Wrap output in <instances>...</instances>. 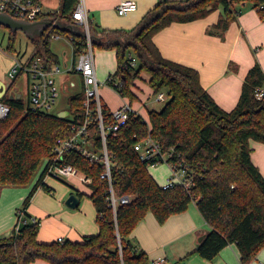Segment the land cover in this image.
<instances>
[{
  "label": "trees",
  "instance_id": "obj_1",
  "mask_svg": "<svg viewBox=\"0 0 264 264\" xmlns=\"http://www.w3.org/2000/svg\"><path fill=\"white\" fill-rule=\"evenodd\" d=\"M77 3L78 0H61L60 12H50L43 18L54 20L57 16L63 25L74 24ZM243 3H250L264 18V0H160L130 29L101 28L90 20L91 33L96 36L93 45L116 50L114 75L120 76L122 82L115 89L122 97L131 104L138 99L131 85L142 71L148 72L154 93L167 89L169 95L163 108L149 110L148 117L133 114L115 135L107 138L114 190L118 195H131L132 200L120 205L114 216L106 201L108 183L99 177L104 164L76 151L67 152L63 162L92 177L88 196L95 206L98 232L80 241L38 240L40 220L32 217L27 208L37 188L52 192L42 170L19 209L29 216H25L26 222L18 232L13 228L9 236L0 238V264H29L36 259L49 264H150L148 255L130 241L134 227L147 212L163 223L170 215L186 211L192 202L210 226L196 247L201 257L213 259L230 243L237 246L243 264L255 257L264 246V176L252 160L251 143H264V95H255L257 87L264 84V70L255 63L247 71L236 105L225 110L202 86L197 69L164 57L153 40L172 22L204 18L219 8L223 13L214 27L220 31L209 33L222 32L237 16L236 5ZM16 32L8 29L5 49L20 57L24 52L15 48ZM51 32L72 34L75 53L85 47L83 34L50 27L37 36H28L34 45L29 58L59 62L50 49ZM130 57L135 58L137 67L130 65ZM16 79L17 76L12 85ZM84 99L82 88L68 99L69 116L60 117L33 110L28 99L11 96L10 89L0 97L10 105L9 114L0 119V188L20 185L42 158L53 155L56 139L72 134V124L82 122ZM105 111L109 115L106 107ZM89 131L94 146L101 147L96 124H91ZM148 136L163 152L172 150L169 160L186 169L190 186L175 184L164 189L155 180L148 164L134 149L136 141Z\"/></svg>",
  "mask_w": 264,
  "mask_h": 264
},
{
  "label": "crops",
  "instance_id": "obj_2",
  "mask_svg": "<svg viewBox=\"0 0 264 264\" xmlns=\"http://www.w3.org/2000/svg\"><path fill=\"white\" fill-rule=\"evenodd\" d=\"M120 1L84 0V4L90 20L99 24L101 28L130 29L160 0H135L137 2L136 10L123 15L118 14L116 10ZM39 2L48 12H60L61 0H39ZM236 8L239 10L237 16L222 32L209 33V30L220 31L214 27L223 13L222 8H219L204 18L187 22H172L153 36L156 46L164 57L199 71L202 86L225 110H230L236 105L247 71L255 63L260 64L264 70V18L250 3L236 5ZM75 28L80 31L79 27ZM114 51L116 56V50L114 49ZM76 54L73 49L74 60L78 56ZM12 60L13 57H11L10 63ZM135 66H137V61ZM114 72L109 71L108 73L114 74ZM6 84L8 81L0 79V94L5 91ZM71 84L74 85L73 82ZM109 88L116 92L112 87L109 86ZM122 98L129 102L127 98ZM102 102L108 110L116 109L123 104V102L122 104H109L106 100H102ZM251 146L252 160L264 176V143L252 142ZM170 173L163 182L158 183L161 185L165 183ZM45 183L52 188V192L40 188V193L45 201L40 199L38 201L44 206L47 200L54 201L57 208L37 206L35 197L27 208L32 217L40 220L41 224L37 235L39 241L49 242L58 240L59 237L64 240L80 241L84 236L98 232V223L94 220L95 206L94 209L81 210L79 214H76L75 229L73 227L68 229L63 225L58 229L54 228L57 221L55 220L56 216L51 215L52 212L60 215L61 218L63 215L71 213L63 208L65 202L63 199L68 194V189L62 188L54 197L53 190L56 189L58 181L47 180ZM26 192L17 190L14 186L0 188V238L12 233L15 226V212L18 213L20 209L18 206L21 200L24 201L26 198ZM48 228L53 230L54 234H49ZM209 229V224L193 202L186 211L170 215L163 223H159L152 212H147L130 233V241L148 255L150 262L155 258L165 257L166 264H180L184 261L189 264H243L235 243L224 246L213 259H205L197 253L199 237L206 234ZM29 264L49 263L43 259H36ZM248 264H264V246L259 249Z\"/></svg>",
  "mask_w": 264,
  "mask_h": 264
},
{
  "label": "built area",
  "instance_id": "obj_3",
  "mask_svg": "<svg viewBox=\"0 0 264 264\" xmlns=\"http://www.w3.org/2000/svg\"><path fill=\"white\" fill-rule=\"evenodd\" d=\"M136 8L137 2L135 0H121L116 10L118 14L123 15L136 10ZM0 12L8 13L14 18L26 21L42 19L43 16L50 13L43 8L39 0H0ZM73 18L75 22L74 26L80 28V31L84 33L86 39L84 49L77 52L76 65V70L81 74L82 88L85 93L83 102L85 108L84 118L82 122L72 124V134L56 139L52 149L53 155L46 158L43 166V179L45 180L49 176L59 179L76 177L86 184L92 182V177L86 175L78 167L63 162L64 154L70 151H76L86 158L102 162L104 164V170L99 174V177L108 183L106 201L112 209L114 216H116L118 207L122 204L129 203L132 200V196L129 194L118 195L114 190V179L111 172V155L107 148V138L110 134L115 135L133 114L138 115L140 113L135 111L129 102L124 101L120 107L109 110V115H107L105 105L99 93L100 86L107 84L116 91L115 87L121 84L122 78L114 74H109L106 80L99 81L97 77L94 54L95 46L92 42L90 18L84 0H78L73 12ZM53 36L60 37V33H53ZM68 36L69 40L72 41V34H68ZM129 63L134 67L136 64L135 58L130 57ZM61 70L62 67L59 63L49 62L39 57L29 58L26 54L20 57L17 55L13 56L12 63L7 71L9 81L6 84L5 90L9 91L10 89V94L13 93V95L20 93L21 97V92L18 87L16 89V84L12 85V81L16 76L24 74L27 79V99L31 108L33 110L50 112L56 103V98L59 93L56 75ZM255 95L257 98H261L264 95V84L257 87ZM157 100H165L163 91L158 92ZM9 112L10 105L0 100V119L5 118ZM91 124H96L98 129L101 139V147L99 148H96L91 141L89 131ZM134 149L138 152L140 160L146 162L148 166H155L161 161L168 163L171 173L167 181L162 184L164 189L170 188L175 184H183L186 187L190 186L191 179L186 169L180 164L169 160L173 154L172 150L163 152L159 144L149 136L143 140L136 141L134 143ZM18 213V220L14 226V231L16 232L26 222L23 211L19 210ZM58 240L63 242L64 238L59 237ZM150 264H166V258H155ZM180 264L189 263L184 261Z\"/></svg>",
  "mask_w": 264,
  "mask_h": 264
},
{
  "label": "rangeland",
  "instance_id": "obj_4",
  "mask_svg": "<svg viewBox=\"0 0 264 264\" xmlns=\"http://www.w3.org/2000/svg\"><path fill=\"white\" fill-rule=\"evenodd\" d=\"M49 18L50 20H52L51 19L52 17H47L46 19ZM54 20L59 22L60 18L56 16ZM7 34H8V29L4 27H0V79H4L5 81H9L7 71L11 64L10 63L11 57L16 56L15 53L5 49L8 43ZM36 34L32 36H37ZM50 34H51L50 49L55 54L56 59L59 61L58 63L62 67L61 72L56 75L59 93L56 98L55 105L50 110V112L52 113H58L62 110L68 109V99L70 95L78 92L82 88V79H81V74L76 70L77 57L74 60L73 48H72L73 46H72V42L69 40L68 34L61 33L60 37H54L53 32H51ZM2 35H4L3 38ZM15 48L17 49L18 52L20 53L24 52V54L28 55L32 53V51L34 50V45L29 39V37L23 31L18 30L16 32ZM94 54H95V63L97 68V77L99 81H104L108 77L109 74L108 72L109 71L114 72L117 68V58L115 56V51L112 48H104L96 45L94 47ZM65 62L67 63L66 65ZM148 80H149L148 72L142 71L140 76L133 80L134 84L131 85L132 91L138 96V99L132 102V107L135 111H138L139 113H141L143 116L146 117L149 116L148 115L149 110L152 109L160 110L161 108H163V106L169 99L167 89H163V92L165 94V100L164 101L157 100L158 93L153 92ZM72 82L74 83V85L71 84ZM15 87H18L19 91L22 94V98L26 100L27 79L24 74L18 76V78L16 79ZM99 93L101 95L102 100H106L109 104L110 103L122 104V102H124V99L118 93L110 89L109 85L107 84L100 86ZM252 142L254 143L257 141H252ZM45 162H46V158H42L39 162L38 167L36 168V170L32 172L29 178L20 185H16L14 187L20 191H27L25 193V196L28 195L27 193H29L33 184L38 179V176L40 175ZM148 169L151 175L159 183L163 182L165 177H167L168 174L170 173V168L166 161L158 162L155 166L149 165ZM47 180L58 181V184L56 185L57 186L56 189L53 190L54 197L58 195V192L61 191L62 188H64L65 190L68 189V194L63 199L64 201H66V198L73 191H79L82 193V195L80 196V203L77 207L72 208L69 207L66 204V202L63 203L64 204L63 208L69 210V212H71L70 214L68 215L65 214L62 216V218L60 215L56 214L55 212H52L51 214L52 216H56L55 220L57 222L55 223L54 228L58 229L60 228L59 226L63 225L68 229H71V227L75 229L77 222L76 214L77 213L79 214V211L81 210L86 211V210H90L91 208L94 209V204L92 203L91 199L88 196V194L91 192L90 185L81 182L76 177H66L60 180L59 178L49 176L45 179V181ZM40 192L41 190L39 187L35 190L31 198V201L33 200V197H35L37 199L36 200L37 206H40L42 208L47 207V208L56 209L57 205L55 204L54 201L47 200L45 206L40 201H38L39 199L45 201V198L42 197ZM22 207H23V200H21V203L19 204L18 208L22 209ZM27 212L30 214L28 210ZM18 215L19 213L15 212V223L18 220ZM25 216L27 217L28 215L25 214L24 217ZM95 218L96 216L94 217V220H96ZM47 232L49 234H54V231L53 230L51 231V229L49 228L47 229Z\"/></svg>",
  "mask_w": 264,
  "mask_h": 264
},
{
  "label": "water",
  "instance_id": "obj_5",
  "mask_svg": "<svg viewBox=\"0 0 264 264\" xmlns=\"http://www.w3.org/2000/svg\"><path fill=\"white\" fill-rule=\"evenodd\" d=\"M0 25H3L4 27L10 29L11 31L15 32L18 30L23 31L27 36H32L36 33H41L42 31L46 30L49 27L58 28L60 30L64 31H70L73 34L81 35L84 33H81L76 30L73 23H68L65 25H62L60 22L53 21L50 19L42 18L35 21H26L14 18L8 13L0 12ZM92 38H96L94 34L91 35ZM17 89V88H16ZM6 92V90L3 92V94ZM0 94V97L3 95ZM11 96H13V93H11ZM17 96H20V93L17 94ZM69 114V110L65 109L57 113L60 117H66ZM80 197L75 193L72 192L67 198H66V204L69 207H77L79 203ZM204 235L199 237V241L202 239Z\"/></svg>",
  "mask_w": 264,
  "mask_h": 264
}]
</instances>
